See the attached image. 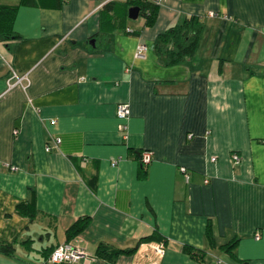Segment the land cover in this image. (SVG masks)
Returning a JSON list of instances; mask_svg holds the SVG:
<instances>
[{
    "label": "crops",
    "instance_id": "obj_1",
    "mask_svg": "<svg viewBox=\"0 0 264 264\" xmlns=\"http://www.w3.org/2000/svg\"><path fill=\"white\" fill-rule=\"evenodd\" d=\"M100 1L0 0V264H49L62 243L86 254L71 264H264V0H160L150 24ZM191 15L194 53L163 64L158 34ZM99 244L139 245L109 261Z\"/></svg>",
    "mask_w": 264,
    "mask_h": 264
},
{
    "label": "trees",
    "instance_id": "obj_2",
    "mask_svg": "<svg viewBox=\"0 0 264 264\" xmlns=\"http://www.w3.org/2000/svg\"><path fill=\"white\" fill-rule=\"evenodd\" d=\"M118 3L119 2H117V0H110L103 3L101 7H103V9L105 8L106 11L113 10V13H116V11L122 8ZM157 5L158 4H156L153 0H130L128 3L123 5L124 17L126 14V8L128 9L131 6H137L139 8L138 14L144 17L145 24H150L155 17ZM5 18L6 16H0V22H4L2 25H6V22H8L7 20H4ZM200 30L201 26L198 19L191 15L184 17L180 24L169 27L166 31L158 34L155 49V54L158 60L163 64L171 65L184 60L186 57H190L197 47L198 39L200 37ZM12 35L15 37V34L12 33ZM139 163L140 166H145L140 162V159ZM27 204L28 205L23 202H18L16 204V211L21 215L32 217L33 192L30 193V199ZM76 223L77 222H74L67 228V238H70L81 229L82 226L76 225ZM207 236L210 237L209 234ZM151 239H156V237L148 236L144 239V241ZM140 243L143 242H139V244ZM139 244H137V246L132 249H114L99 244L96 246L95 254L100 258L113 261L114 258H116L121 253H133ZM233 244L234 242L230 245H225L226 249H229ZM182 250L191 257H196L195 251L190 247L184 245ZM12 252V244L0 241V253L10 255Z\"/></svg>",
    "mask_w": 264,
    "mask_h": 264
},
{
    "label": "built area",
    "instance_id": "obj_3",
    "mask_svg": "<svg viewBox=\"0 0 264 264\" xmlns=\"http://www.w3.org/2000/svg\"><path fill=\"white\" fill-rule=\"evenodd\" d=\"M110 1V0H101L100 5ZM156 4L160 2V0H153ZM209 16H213V12H208ZM145 45L143 43H138L135 46L134 50V57L135 58H142L145 52ZM26 77L25 75H18L13 70H10L9 76L6 80L7 88H11L13 86H20L23 88L26 85ZM129 115V107L127 103L120 102L115 106V116L118 119L117 130L119 132L125 131L126 128V120ZM15 133V131H13ZM125 136V135H124ZM190 135H188L189 137ZM59 139L56 138L53 142L56 144L58 143ZM49 149V145L44 146V150L47 151ZM140 162L145 165L150 161V152L149 151H142L140 155ZM230 159L233 163H237L239 157L237 154L232 153ZM210 160H213L211 158ZM115 163V160L112 161V164ZM180 173L183 175L184 179L187 180L188 173L184 167L179 168ZM257 237V235H255ZM142 251L144 254H147L146 257L149 258L148 260L152 259H159L164 254V246L162 243H150L143 246ZM141 251V250H140ZM86 254L77 246H72L68 243H62L55 246L52 251L49 253L47 257V261L49 264H71L75 263L81 258H83Z\"/></svg>",
    "mask_w": 264,
    "mask_h": 264
},
{
    "label": "water",
    "instance_id": "obj_4",
    "mask_svg": "<svg viewBox=\"0 0 264 264\" xmlns=\"http://www.w3.org/2000/svg\"><path fill=\"white\" fill-rule=\"evenodd\" d=\"M139 8L137 6H131L127 9V18L135 19L138 16ZM92 45V39L89 41Z\"/></svg>",
    "mask_w": 264,
    "mask_h": 264
}]
</instances>
